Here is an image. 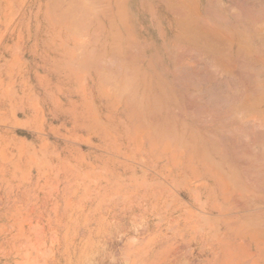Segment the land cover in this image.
Here are the masks:
<instances>
[{
    "label": "bare ground",
    "instance_id": "bare-ground-1",
    "mask_svg": "<svg viewBox=\"0 0 264 264\" xmlns=\"http://www.w3.org/2000/svg\"><path fill=\"white\" fill-rule=\"evenodd\" d=\"M103 1L75 0L83 17L98 14ZM140 2L159 3L157 67H120L135 73L117 90L102 83L106 67H79L65 96L74 113L57 117L73 121L79 144L107 154L102 198L109 210L138 213L140 256L159 245H193L189 256L202 264H264V0ZM171 14L187 20L190 67L166 64L163 23Z\"/></svg>",
    "mask_w": 264,
    "mask_h": 264
},
{
    "label": "rangeland",
    "instance_id": "rangeland-1",
    "mask_svg": "<svg viewBox=\"0 0 264 264\" xmlns=\"http://www.w3.org/2000/svg\"><path fill=\"white\" fill-rule=\"evenodd\" d=\"M61 8L57 0H0V264H202L198 255L189 256L193 245H159L139 255L138 213L109 210L103 201L107 182L99 177L110 165L107 154L79 144L73 121L57 117L62 110L74 113L72 97H66L76 89L80 68L25 66L27 48L46 33L58 26L71 34V5L63 14ZM55 50L49 53L54 56ZM134 73L106 67L101 80L113 90L119 84L125 89L131 84L127 75Z\"/></svg>",
    "mask_w": 264,
    "mask_h": 264
},
{
    "label": "crops",
    "instance_id": "crops-1",
    "mask_svg": "<svg viewBox=\"0 0 264 264\" xmlns=\"http://www.w3.org/2000/svg\"><path fill=\"white\" fill-rule=\"evenodd\" d=\"M140 1L104 0L102 7L99 6L102 10L98 14H95L94 17H83L77 6V1L57 0V6H62L60 10L62 14L65 12L64 9H67V4L71 5L68 15L71 18L73 30L70 32L71 34H68L57 26L53 34L46 33L40 43H34L29 50L27 48L29 60H26L25 66L157 67L158 54L154 51V47L159 37L160 22L156 17L159 3L154 6L153 3L145 5ZM144 10L150 14V17L146 19L143 17V14L146 13ZM186 21L181 20L180 22L176 16L171 14L163 23L170 33L165 39L171 46V51L167 54L166 64L168 67H190L191 64L196 63L195 60H192L195 50L191 48L193 47L191 35L186 27ZM56 22L58 24L60 20L57 19ZM144 45L148 47L147 50L144 49ZM51 48H56L54 56L49 54Z\"/></svg>",
    "mask_w": 264,
    "mask_h": 264
}]
</instances>
